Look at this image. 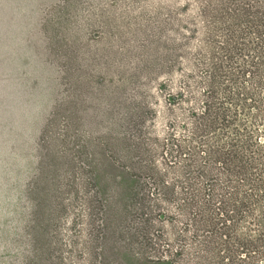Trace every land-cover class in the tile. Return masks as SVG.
Masks as SVG:
<instances>
[{"label":"rangeland","instance_id":"obj_1","mask_svg":"<svg viewBox=\"0 0 264 264\" xmlns=\"http://www.w3.org/2000/svg\"><path fill=\"white\" fill-rule=\"evenodd\" d=\"M221 1L0 0V264H153L143 169Z\"/></svg>","mask_w":264,"mask_h":264},{"label":"trees","instance_id":"obj_2","mask_svg":"<svg viewBox=\"0 0 264 264\" xmlns=\"http://www.w3.org/2000/svg\"><path fill=\"white\" fill-rule=\"evenodd\" d=\"M220 5L182 82L187 93L166 97L187 108L168 123L165 168L143 169L140 237L148 263L264 264V0ZM157 200L173 208L171 239L163 229L152 232Z\"/></svg>","mask_w":264,"mask_h":264}]
</instances>
